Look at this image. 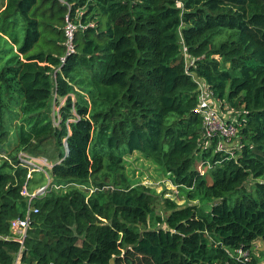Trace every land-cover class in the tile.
Here are the masks:
<instances>
[{
  "label": "trees",
  "instance_id": "1",
  "mask_svg": "<svg viewBox=\"0 0 264 264\" xmlns=\"http://www.w3.org/2000/svg\"><path fill=\"white\" fill-rule=\"evenodd\" d=\"M199 80L237 129L228 151L205 136ZM12 107L0 264H264V0H0V151ZM21 153L52 163L60 189L29 204L47 177L28 180ZM134 153L187 204L133 186ZM30 206L21 243L11 222Z\"/></svg>",
  "mask_w": 264,
  "mask_h": 264
},
{
  "label": "built area",
  "instance_id": "2",
  "mask_svg": "<svg viewBox=\"0 0 264 264\" xmlns=\"http://www.w3.org/2000/svg\"><path fill=\"white\" fill-rule=\"evenodd\" d=\"M78 28V25H76L71 20H69V18H67V26L65 28V32L69 52L73 51V40ZM197 82L199 84L200 93L198 96V106L196 108V112L201 117H203V127L205 136L210 139L219 137L220 140L218 142V151H228L232 139L237 134V129L235 125L229 122L228 116H226V114L222 112L223 104L213 97L212 92L202 80H199ZM20 161L24 166L29 169V173L27 175L28 180L33 179V173L35 172H43L48 179V184L39 187L35 193H29L28 188L24 187L22 195L29 198V204H31L32 200L35 197H37L38 195H42L49 188L53 187L52 179L50 178L49 173L46 169H51L53 167L48 164L47 159L35 158L24 153L20 154ZM80 186L82 185H79V189ZM57 189H60V187H57ZM96 190V188H92L89 191L90 193H94ZM32 212L38 213V209L30 206L26 217H24L23 219H16L11 222V229L13 230V232L15 234L21 235V237L17 238V240H19L21 243L24 240L26 233L32 224ZM246 256L247 254L242 253V257Z\"/></svg>",
  "mask_w": 264,
  "mask_h": 264
},
{
  "label": "rangeland",
  "instance_id": "3",
  "mask_svg": "<svg viewBox=\"0 0 264 264\" xmlns=\"http://www.w3.org/2000/svg\"><path fill=\"white\" fill-rule=\"evenodd\" d=\"M54 110L57 111L58 108L54 106ZM13 112H15V107H12V111H8L5 116V126L6 130L9 131V140L1 148L2 150L0 151V156L7 157V154H10L16 145L17 138L15 126L18 123V120ZM232 143L233 142L231 141V146L233 145ZM205 147L208 148L209 146L206 145ZM229 149L231 148L229 147ZM48 164L53 167L52 163L48 162ZM201 166L202 165L199 163L198 170L202 174L206 173L207 168H203ZM46 169L48 173L52 170V168ZM120 173L122 175H125L131 181L133 186L144 185L148 188H151L157 194H161L163 198L174 201L175 203H177L178 206L183 207L187 204V201L185 200L179 189L171 182L170 176L161 169H159L150 159L145 158L140 153H134L131 156L124 158ZM49 176L51 179H53L51 177V174H49ZM44 184H48L47 178ZM87 185L88 187H90V189L93 188L91 184L88 183ZM76 187L79 188V185H76ZM38 188V186H34L33 192L29 191V189L28 191L29 193H35ZM53 189H57V187L54 185ZM80 189H86V186L82 185L80 186ZM249 190H252L251 186H249ZM47 191L44 193H47ZM158 211L160 215L162 214L165 216L167 214L164 208H160ZM255 247L256 252L264 250L263 246L259 243H257Z\"/></svg>",
  "mask_w": 264,
  "mask_h": 264
},
{
  "label": "water",
  "instance_id": "4",
  "mask_svg": "<svg viewBox=\"0 0 264 264\" xmlns=\"http://www.w3.org/2000/svg\"><path fill=\"white\" fill-rule=\"evenodd\" d=\"M20 262V257L17 256V258L15 259L14 264H19ZM111 264H114V260L111 261Z\"/></svg>",
  "mask_w": 264,
  "mask_h": 264
}]
</instances>
